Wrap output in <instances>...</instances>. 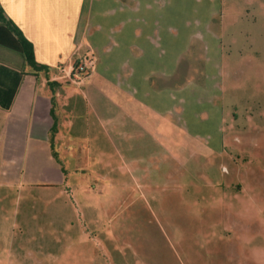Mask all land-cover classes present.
<instances>
[{"label": "rangeland", "instance_id": "1", "mask_svg": "<svg viewBox=\"0 0 264 264\" xmlns=\"http://www.w3.org/2000/svg\"><path fill=\"white\" fill-rule=\"evenodd\" d=\"M263 5L177 0L170 81L182 98L203 96L185 115L179 104L181 128L169 116L137 117L123 70L112 88L123 111L113 107L108 122L80 113L89 135L77 189L19 196L11 233L0 227V264H264Z\"/></svg>", "mask_w": 264, "mask_h": 264}, {"label": "crops", "instance_id": "2", "mask_svg": "<svg viewBox=\"0 0 264 264\" xmlns=\"http://www.w3.org/2000/svg\"><path fill=\"white\" fill-rule=\"evenodd\" d=\"M175 5L177 0H0L5 16L32 43L36 62L48 67L35 72L23 52L0 44V227L5 222L11 233L19 196L49 187L60 194L77 189L78 154L87 153L89 135L80 113L84 108L113 121L111 109L123 111L112 90L123 70L125 93L137 102V117L139 111L154 120L169 116L181 128L179 104L185 115V104L203 91L182 98L170 81L179 55L172 32ZM102 29L109 34L104 43ZM85 56L93 64L80 82L73 81L74 64H82ZM96 75L104 78L102 84L93 83ZM151 76L158 81L151 82Z\"/></svg>", "mask_w": 264, "mask_h": 264}, {"label": "trees", "instance_id": "3", "mask_svg": "<svg viewBox=\"0 0 264 264\" xmlns=\"http://www.w3.org/2000/svg\"><path fill=\"white\" fill-rule=\"evenodd\" d=\"M0 44L8 45L16 50L23 52L26 63L35 72L44 71L47 72L48 67L36 62L33 52L32 43L25 38L19 27L14 24L4 14L3 9L0 6ZM77 67V61L74 64V68Z\"/></svg>", "mask_w": 264, "mask_h": 264}, {"label": "built area", "instance_id": "4", "mask_svg": "<svg viewBox=\"0 0 264 264\" xmlns=\"http://www.w3.org/2000/svg\"><path fill=\"white\" fill-rule=\"evenodd\" d=\"M84 68H85V65L82 63V64H79L76 67V69H74L73 77H72L73 81L80 82L84 78V76L87 75L88 71Z\"/></svg>", "mask_w": 264, "mask_h": 264}]
</instances>
